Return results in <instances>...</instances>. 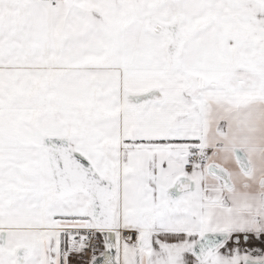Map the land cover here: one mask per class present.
<instances>
[{
  "label": "snow or ice",
  "instance_id": "obj_1",
  "mask_svg": "<svg viewBox=\"0 0 264 264\" xmlns=\"http://www.w3.org/2000/svg\"><path fill=\"white\" fill-rule=\"evenodd\" d=\"M0 264H264V0H0Z\"/></svg>",
  "mask_w": 264,
  "mask_h": 264
}]
</instances>
